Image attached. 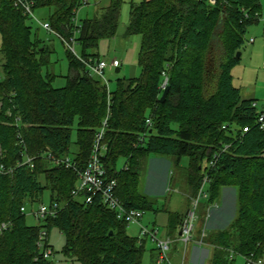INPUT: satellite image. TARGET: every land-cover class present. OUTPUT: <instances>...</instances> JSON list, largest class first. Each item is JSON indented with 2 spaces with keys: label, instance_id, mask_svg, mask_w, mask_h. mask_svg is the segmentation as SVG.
<instances>
[{
  "label": "trees",
  "instance_id": "trees-1",
  "mask_svg": "<svg viewBox=\"0 0 264 264\" xmlns=\"http://www.w3.org/2000/svg\"><path fill=\"white\" fill-rule=\"evenodd\" d=\"M31 1L33 9H50L47 22L55 33L66 38L75 33L81 54L66 48L68 81L53 87L41 72L48 46L32 35L28 16L12 0H0V164L12 170L0 172V264H53L44 255L51 226L65 236V255L82 264H141L143 242L126 232V223L100 197L86 203L83 193L72 194L107 113L102 162L116 179L115 194L124 207L152 208L138 191L149 153L173 155L177 163L186 156L192 196L205 175L207 204L222 187L236 189L234 219L207 235L214 246L211 264H233L235 254L264 257V129L255 126L262 110L254 98L240 94L231 75L247 28L261 18V1L131 2L125 34L142 37L141 75L117 78L110 91L86 64L100 58L86 50L115 35L122 0H111L79 25L74 19L81 0ZM245 125L250 129L241 134ZM215 154V165H206ZM50 156L69 158L75 168L55 164ZM119 157L125 163L117 169ZM44 191L50 204L57 202V214L29 225L25 205ZM176 218L178 226L181 216ZM42 228L46 239L39 247Z\"/></svg>",
  "mask_w": 264,
  "mask_h": 264
},
{
  "label": "rangeland",
  "instance_id": "rangeland-1",
  "mask_svg": "<svg viewBox=\"0 0 264 264\" xmlns=\"http://www.w3.org/2000/svg\"><path fill=\"white\" fill-rule=\"evenodd\" d=\"M140 1L122 0L115 35L111 38H101L98 40L95 49L89 48L86 50V53L89 55L97 53L100 59H104L108 63L113 58H117L120 61V70L118 72L115 71V67L109 65L104 68L103 75L107 82L108 90H113L116 87L117 78L128 79L129 77H139L141 75L138 53L142 37L140 34H125V28L129 21L130 4L131 2L138 3ZM260 1L261 4L263 3V14L264 0ZM94 3L95 0H89V3L82 4L76 10L75 20L79 22L82 19L91 17ZM49 11L50 9L47 6L36 7L33 9V17L28 16L25 22L31 26L32 35H36L48 46L49 52L46 54L48 62L42 66L41 72L52 77L51 84L53 87H61L66 84L69 74L67 47L54 32L47 31L38 23V21H47ZM251 38L253 39L252 42H250ZM1 41L0 35V47ZM239 52L241 53L239 59L231 69L232 83L240 89V94L243 97L255 99L259 111L264 110V71L262 69L264 65V18L262 15L257 23H253L247 28L244 34V43ZM74 54H81L79 45L77 44H74ZM46 56L44 55V59ZM2 64L3 59L0 53V65L2 66ZM74 135L73 130L72 139ZM124 163L125 158L119 157L116 163L117 169L122 168ZM187 164L188 158L186 156H182L177 163L176 157L173 155H158L155 153H149L142 162L138 191L145 193L152 202V208L143 210L139 222L147 229H150L149 227L153 224L152 222L155 221L158 227L156 238H162L164 235L168 216L171 212H182L187 202L196 196H192L189 200L191 190H189L187 184L189 176L186 170ZM205 164L206 162L203 161L202 165L204 166ZM204 191H207L206 188ZM227 191L229 192L228 199L226 200L227 208H224V220L223 223L218 225V228L226 227L236 214V189L228 187ZM205 203H207V199L203 196L199 197V204L196 210V215L199 219L197 229H200L205 222ZM49 204L48 191H44L38 200L27 203L25 205L26 223L29 225L43 224V218L41 216L37 217L34 212L41 205L49 206ZM171 215H174V213ZM126 232L143 242L144 250L141 264H210L211 249L209 247H207L208 253L206 257H203V259L197 257L196 261L193 262L187 256V249L189 247L184 251V258H182L183 245L181 243L175 244V242L170 244V248L166 252L169 263L157 262V253L153 249L156 247V242L149 235H142L138 224H128ZM47 238L49 248L52 249V254L48 256V259L53 264H82L75 257L67 256L63 252L65 236L57 226L50 227ZM150 251H152V255ZM233 259V264H245L244 258L241 255L235 254Z\"/></svg>",
  "mask_w": 264,
  "mask_h": 264
},
{
  "label": "built area",
  "instance_id": "built-area-1",
  "mask_svg": "<svg viewBox=\"0 0 264 264\" xmlns=\"http://www.w3.org/2000/svg\"><path fill=\"white\" fill-rule=\"evenodd\" d=\"M13 5L16 7H19L23 13L26 16L33 17V2L31 0H12ZM83 4L89 3V0H81ZM74 22L77 24L78 21L74 19ZM38 23L47 31H52L55 33V31L51 28L49 22L44 21ZM79 25V23H78ZM64 43V45L74 53V44H75V33H72L67 38L63 37L62 35H59L55 33ZM253 39H250V42H252ZM88 68L90 71L98 76L100 79L107 84L103 71L104 68L109 65L111 67H118L120 65V61L117 58H113L109 61V63L104 60H96L93 63L86 62ZM263 71H264V65H263ZM166 81L164 82V84ZM163 84V85H164ZM253 105H256V103H253ZM108 114L105 116V118L102 121L101 127L96 132L94 137V142L92 145V149L88 158L87 165L82 170H77L78 175V181L76 184V187L72 190L73 195H78L79 193L84 194V200L86 203H91L94 199V197H100L102 203L109 209L116 213V217L120 220H123L127 225L128 224H138L140 226V232L142 235H149L155 242H156V248H157V262H165L169 263V260L167 258L166 252L170 248V244L172 241H175L177 243H181L183 245V255L182 258H184V251L188 248L190 243L195 244H202L203 238L205 237V232L201 233L200 239L195 238V227L197 222V215L196 210L199 204V197H207V193L204 191V186L206 184L207 176L205 175L202 180V184L200 188L197 191V194L195 197L191 199L189 202V206L186 210L185 215L181 218V221L178 225V233L174 240H171L170 238H156L157 230L156 229H147L145 226L140 224V219L142 217V210L137 208H126L122 205L120 200L115 194V187H116V179L111 178L108 176L106 169L104 167V164L102 162V158L105 155L106 152V145L103 143V137L104 133L107 127V118ZM149 122V120H147ZM255 126H257L259 129H264V110H262L257 118L255 119ZM224 127V126H223ZM250 129L248 125H245L241 128L240 133L243 134L247 132ZM142 141V138L139 139ZM228 144H225L221 151H224L228 148ZM218 154H215L213 156V159L210 160L206 165L208 166H214ZM55 164H63L66 167H72L73 164L70 162L69 158L60 159V158H54L50 156ZM30 158L27 157L26 161H29ZM7 171H12L11 168L6 169L4 165L0 164V172L5 173ZM21 210L23 211L24 208L21 207ZM58 211V204L57 202H53L52 204H49V206L41 205L37 211L34 212V214L42 218L44 217H52L57 214ZM4 227V224L1 225V228ZM40 241L38 242L39 247H42L44 245L45 239H46V229L42 228L40 231ZM51 253L50 248H45L44 255L49 256ZM232 253L230 254V256ZM244 262L245 264H264V257H253V255L244 256Z\"/></svg>",
  "mask_w": 264,
  "mask_h": 264
},
{
  "label": "crops",
  "instance_id": "crops-1",
  "mask_svg": "<svg viewBox=\"0 0 264 264\" xmlns=\"http://www.w3.org/2000/svg\"><path fill=\"white\" fill-rule=\"evenodd\" d=\"M110 1L111 0H95L94 5L92 6V12H91L92 16H94L97 12H99V11L103 10L104 8H106L109 5ZM263 14H264V12H263ZM263 14H261V15L264 18ZM116 68H119V70H120L119 66L116 67ZM93 75L96 76L95 74H93ZM68 77H69V74H68ZM68 77H67V81H68ZM96 77L99 78L98 76H96ZM51 78L52 77H50V81H51ZM129 78H133V77H129ZM99 80H101V82L106 86V89H107V84H105V82H103L102 79L99 78ZM67 81H66V84H67ZM64 86H61V87H64ZM108 91H110V90H108ZM187 184H188V181H187ZM188 187H189V185H188ZM227 188L228 187H222L220 189L221 192H220L219 197L216 200V202L210 203V204L205 203V205H204L205 206V210H206L205 222H204V225L202 227H200V229H197L198 228V220H199V219H197V223H196V227H195V238L196 239H198V238L200 239V236H201L202 232H205L206 235L203 238V243L202 244L199 245V244H195V243H190L189 246H188L189 248L187 249V252L189 253V255L187 253V256H188V258L190 257L191 261H193V262L196 261L197 257H200L201 259H203V257H206L207 253H208L207 247H209L211 249V258H210V264H211L214 246H213V244H211L209 242H206V238H207V235H208L209 232L223 229V228H218V225L220 223H223L224 216H225L224 208H227V203H226L227 201L226 200L228 199V194H229V192L227 191ZM190 189L191 188H189V190ZM191 197H192V195H191V191H190L189 200H190ZM204 198L207 199V197H204ZM189 202L190 201L187 202V204L183 208L182 212H179V213L178 212H171V214L174 213V215L170 214L168 216V222L166 223V227H165V230H164V235L162 236V238H170L171 240H174V238L176 237V235L178 233V226H177V220H176L177 218H176V216L180 215L181 218L184 216V214H185V212H186V210H187V208L189 206ZM152 223L153 224L149 228L150 229L153 228V229H156L158 231V229H157L158 227L156 225V222L153 221ZM127 226L128 225L126 224V227ZM172 242H175V241H172ZM175 244H176V242H175ZM153 249L156 250V253H157V248L154 247ZM174 249L176 250V248H174ZM150 253L152 255V251H150ZM156 259H157V256H156Z\"/></svg>",
  "mask_w": 264,
  "mask_h": 264
},
{
  "label": "water",
  "instance_id": "water-1",
  "mask_svg": "<svg viewBox=\"0 0 264 264\" xmlns=\"http://www.w3.org/2000/svg\"><path fill=\"white\" fill-rule=\"evenodd\" d=\"M236 56L239 57V56H240V52H237ZM115 70H116V72H118V71H119V68H116ZM167 90H168V86H165L164 89H163V91H162L161 97H160V100H161V101L164 100V98H165V96H166V94H167ZM185 213H186V212H185ZM184 215H185V214H184ZM110 234H111V232H110Z\"/></svg>",
  "mask_w": 264,
  "mask_h": 264
}]
</instances>
